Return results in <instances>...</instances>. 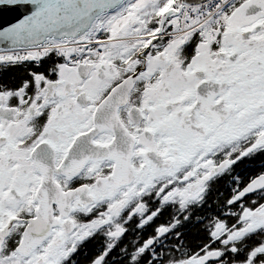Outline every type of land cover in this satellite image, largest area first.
I'll return each mask as SVG.
<instances>
[{
    "label": "snow or ice",
    "instance_id": "snow-or-ice-1",
    "mask_svg": "<svg viewBox=\"0 0 264 264\" xmlns=\"http://www.w3.org/2000/svg\"><path fill=\"white\" fill-rule=\"evenodd\" d=\"M25 62L49 66L0 85V264H77L100 237L89 264H111L172 208L119 264H264V171L235 174L264 158V0H0V69ZM229 178L232 220L158 250Z\"/></svg>",
    "mask_w": 264,
    "mask_h": 264
},
{
    "label": "flooded vegetation",
    "instance_id": "flooded-vegetation-1",
    "mask_svg": "<svg viewBox=\"0 0 264 264\" xmlns=\"http://www.w3.org/2000/svg\"><path fill=\"white\" fill-rule=\"evenodd\" d=\"M48 66V62H45L43 67L40 68H36L31 62H25L18 66H4L0 69V85H6L9 88L15 87L19 85L22 80L29 79L30 72H43ZM262 171H264V158H257L253 162L246 160L244 163L237 166L235 174L240 177L241 184H247L253 177L258 176ZM234 187L233 180L230 178L216 184L211 195L208 197V203L202 209L196 211L194 219L191 221H184L182 226H180L179 239L182 247L177 244V237L170 235L169 239L165 242L166 247L162 249L158 248V250L168 255L171 253L173 246H177L180 247V252L176 253L177 256L185 251L188 254L198 252L199 249L209 241L208 229L216 218L224 219L228 222L232 220V217L228 215L225 204L231 197ZM249 196L250 198H246L249 205H251L252 200L264 202V199H262L260 195L252 193L249 194ZM235 210L239 211L238 208ZM174 214L175 208H172L168 212H165L163 216L156 219L151 227H147L146 229L134 228L127 232L122 238L120 248L114 250V260L111 264H119L123 258V248L132 251L134 245L142 243L153 236L159 226L168 225ZM260 242L259 239H253L249 244L250 246L258 245ZM103 244V237L89 242L77 257V264H89V261L101 250ZM237 258L243 260L244 254H239Z\"/></svg>",
    "mask_w": 264,
    "mask_h": 264
},
{
    "label": "water",
    "instance_id": "water-1",
    "mask_svg": "<svg viewBox=\"0 0 264 264\" xmlns=\"http://www.w3.org/2000/svg\"><path fill=\"white\" fill-rule=\"evenodd\" d=\"M5 18L8 20H14L15 19L14 15L11 13L7 14Z\"/></svg>",
    "mask_w": 264,
    "mask_h": 264
}]
</instances>
